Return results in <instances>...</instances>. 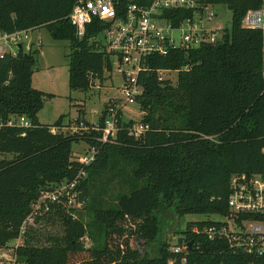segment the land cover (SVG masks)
Here are the masks:
<instances>
[{"label":"trees","instance_id":"trees-1","mask_svg":"<svg viewBox=\"0 0 264 264\" xmlns=\"http://www.w3.org/2000/svg\"><path fill=\"white\" fill-rule=\"evenodd\" d=\"M73 2L0 0V32L45 27L52 37L65 40L68 89L85 91L92 81L102 82L110 64L108 55L91 40L98 26H87L81 38L74 35L66 19ZM197 2L225 6L230 11L229 28H223L213 42L146 58V71L137 76L142 92L134 104L142 114L139 122L147 124L148 130L139 137L127 135L125 128L132 122H123L120 113L112 142L94 140L99 136L96 131L80 136L50 133V127L60 126L61 116L51 124L37 121L44 98L52 95L30 86L35 51L0 58V113L23 115L32 123L29 128L0 131V252L14 255L22 264H244L248 260L242 253H231L224 241L208 240L199 230L215 222L210 215L228 214L231 175L264 170L260 151L264 146V0ZM262 6V29L240 26L247 10ZM176 12L173 24L188 14ZM157 69L175 70L174 83L157 80ZM104 109L105 104L98 122ZM80 141L95 147L85 165L72 157L71 146ZM80 172L78 200L86 201L89 221L82 219L80 210L65 207L63 198L39 202L45 211L34 217V223L46 215V221L55 217L60 233L48 234L40 243L37 232L31 234L26 225L21 243L14 245L21 224L32 214V204ZM105 173L103 183L113 181L117 187L111 202L101 197L103 185L89 192L92 180ZM163 208L176 216H209L184 226L179 251H172L163 240L154 255L139 252L135 235L142 233L146 243L153 241L157 213ZM85 238L89 247H84Z\"/></svg>","mask_w":264,"mask_h":264},{"label":"built area","instance_id":"built-area-1","mask_svg":"<svg viewBox=\"0 0 264 264\" xmlns=\"http://www.w3.org/2000/svg\"><path fill=\"white\" fill-rule=\"evenodd\" d=\"M213 6L198 3L197 0H74L66 19L77 38L83 37L87 26L99 30L91 40L96 42L108 55L110 71L120 79L118 91L120 96L108 98L105 102V115L101 122L89 124L84 120H76L66 128L72 135H89L91 131L99 132L94 140L100 143L112 142L119 128L118 113L122 114L126 106L134 104L142 92L137 82L138 73L146 71L145 60L149 56H165L174 49H187L201 42H213L218 32L209 27L216 17ZM185 10L186 16L179 17L177 24L172 23L176 11ZM170 11L172 17L165 15ZM172 18V19H171ZM240 26L250 29H262L263 6L259 9L247 10ZM37 28L0 32V58L15 57L18 52L28 54L40 49V39H31L30 34ZM97 37H99L97 39ZM175 70L157 69L156 79ZM32 123L23 115L0 113V131L7 127L29 128ZM126 133L139 137L148 130L147 124L132 122ZM55 133V127L49 128ZM264 156V146L261 148ZM95 153L94 146L74 157L78 164H88ZM3 158L0 154V159ZM80 174L68 182L56 185L51 193L42 196L49 202L63 198L65 207H73L78 200L77 180ZM38 202V206H39ZM228 214L217 216L215 222L200 228L208 240H222L231 253H242L248 257L244 264H264V170L260 173L246 175L235 173L228 180L226 196ZM218 218V219H217ZM30 215L19 228V237L14 245L21 243L20 236L25 230ZM84 247H87L86 245ZM183 246H173L177 252ZM5 257V264H22L15 256L0 252V259Z\"/></svg>","mask_w":264,"mask_h":264},{"label":"rangeland","instance_id":"rangeland-1","mask_svg":"<svg viewBox=\"0 0 264 264\" xmlns=\"http://www.w3.org/2000/svg\"><path fill=\"white\" fill-rule=\"evenodd\" d=\"M213 10L216 17L209 23V27L212 30L219 32L223 28H229L230 25V11L222 5H214ZM31 39H40V49L34 54L35 67L30 76V86L33 89L39 90L46 94H51L50 97H45L43 100L42 108L39 110L38 117L44 124L53 123L58 116H61L60 126L55 128L59 132H65L66 128L76 122V120L84 119L89 124L97 122L100 111L108 100V98L119 97V85L120 79L113 71L104 73L102 82L96 80L89 83L87 90L77 91L69 90L67 86V66H66V55L68 53L67 42L62 39L52 37L45 27H39L36 31L30 34ZM99 37H97L98 39ZM164 76L170 77L171 82L175 81V72H169ZM81 109V113L77 110ZM141 112L138 110L136 104L126 106L121 114L123 122H139L141 118ZM79 116V117H77ZM82 119V120H83ZM97 120V121H96ZM72 157L82 154L86 150V144L82 141L73 143L71 146ZM108 176L106 173L101 174L98 180L96 178L92 180L89 192L99 190L100 185L105 188L104 192L100 195L104 202H111V198L116 192V185L112 181L110 183H103ZM53 190L47 192L51 193ZM46 193V192H45ZM44 194L43 196H45ZM79 195V189H78ZM42 196L32 204V214L30 219L27 221V227L29 231L37 232L36 236L38 242H45L44 236L48 234L54 235L59 234L61 227L55 217H51L49 221H46V216L38 219L34 223L35 216H42L41 214L45 211L39 208L38 202L42 200ZM44 203L49 202L47 199L43 200ZM86 202V201H84ZM83 200H77V203L71 207L73 210H80L83 213L82 219L87 222L90 219L88 212H84ZM71 216H75L74 212L71 211ZM209 216V215H208ZM207 216V217H208ZM218 215H210L208 218L216 219ZM206 216L199 214H186L176 216L169 211V209L163 208L157 213V231L155 239L149 243L141 239L142 233L138 236L135 235V245L139 252H144L147 255H154L157 247L161 242L168 241L170 248L175 244L180 231L187 225L188 222L197 220H205ZM218 219V218H217ZM39 226H42L41 229ZM22 241V235L20 236ZM12 242H10L11 244ZM84 246L89 247L90 241L88 239L83 240ZM6 258L0 259V264H5Z\"/></svg>","mask_w":264,"mask_h":264},{"label":"water","instance_id":"water-1","mask_svg":"<svg viewBox=\"0 0 264 264\" xmlns=\"http://www.w3.org/2000/svg\"><path fill=\"white\" fill-rule=\"evenodd\" d=\"M24 56H26V54H24ZM182 242H183V238L182 237H177L176 240H175V245L179 247V246L182 245ZM185 244H186V246H189L190 242H187Z\"/></svg>","mask_w":264,"mask_h":264},{"label":"crops","instance_id":"crops-1","mask_svg":"<svg viewBox=\"0 0 264 264\" xmlns=\"http://www.w3.org/2000/svg\"><path fill=\"white\" fill-rule=\"evenodd\" d=\"M38 113H39V111H38ZM38 113H37V115H36V118H37V121L39 122V123H41V124H44V123H42L41 122V120L39 119V117H38ZM78 117V116H77ZM83 119V118H82ZM84 120V119H83ZM85 121V120H84Z\"/></svg>","mask_w":264,"mask_h":264}]
</instances>
